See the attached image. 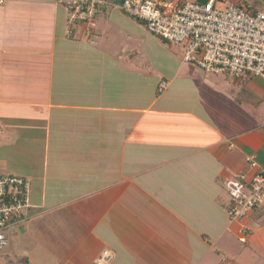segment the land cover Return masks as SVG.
Masks as SVG:
<instances>
[{
	"label": "crops",
	"instance_id": "0c3cea01",
	"mask_svg": "<svg viewBox=\"0 0 264 264\" xmlns=\"http://www.w3.org/2000/svg\"><path fill=\"white\" fill-rule=\"evenodd\" d=\"M64 1L0 0V173L31 185L0 264H264V203L231 220L226 188L264 166V78L183 57L158 78L110 9L70 25Z\"/></svg>",
	"mask_w": 264,
	"mask_h": 264
},
{
	"label": "built area",
	"instance_id": "2783aa9c",
	"mask_svg": "<svg viewBox=\"0 0 264 264\" xmlns=\"http://www.w3.org/2000/svg\"><path fill=\"white\" fill-rule=\"evenodd\" d=\"M65 2V1H64ZM68 21L91 22L108 3L105 0H69ZM130 16L145 22L147 29L171 44L181 45L185 61L196 63L214 74L236 79L245 75L264 78V6L252 2L209 0H123L117 5ZM168 81L162 80L159 91ZM258 170L226 181L229 193L228 214L240 220L264 203V166L251 157ZM31 185L28 179L0 173V253L9 244L11 231L18 230L28 217ZM247 241V236L241 237ZM114 252L106 248L96 264H113ZM219 264H229L224 261Z\"/></svg>",
	"mask_w": 264,
	"mask_h": 264
},
{
	"label": "rangeland",
	"instance_id": "374dc122",
	"mask_svg": "<svg viewBox=\"0 0 264 264\" xmlns=\"http://www.w3.org/2000/svg\"><path fill=\"white\" fill-rule=\"evenodd\" d=\"M107 9H110L112 11V17L113 18L118 17L119 15H121V10L119 8L117 9L115 6L108 7ZM114 13H117V15H113ZM113 18L111 19V23L109 21H107V23H108V25H109V27L111 29L113 27L118 28L119 30L123 29L121 31H122L123 34H125L126 38L129 37L128 32H131L133 34L139 35V36L136 37V39H137V47H139V51L143 55V59H142V62H141L140 61V57L138 58V64H139L138 67H140V65H142V70H144V68H146L145 63L149 62V64H151L152 67L150 68V70H145V71L153 72V74L155 73L158 76V78H160V74H162V70H166L167 65L170 63L171 59L176 61V59H180V58L183 57L182 56V51L180 49L181 45L177 44L178 46L175 47V46H173L171 43H169L166 40L164 41L165 43L161 44V42H159L157 36L154 35L153 33L149 32V30H146V28L144 26H141L142 27V33L141 34L138 31L135 33L133 31V27L132 26H125V25H122V24H115V22L112 21ZM113 35H114V37L116 39H119V37H120V36L117 37L114 33H113ZM143 35H148V36L153 35V37H156L157 39L154 40L153 38H150L149 39L150 42L147 41L146 43H144V40H146V39L144 38ZM118 42H120V40ZM171 50H174L175 52L177 51L178 54L175 55L173 53V51L171 52ZM150 72H144V77L150 78L152 76V74H150ZM158 78H156V79H158ZM234 79H236V78H234ZM11 233H12V231H11Z\"/></svg>",
	"mask_w": 264,
	"mask_h": 264
},
{
	"label": "trees",
	"instance_id": "16d2710c",
	"mask_svg": "<svg viewBox=\"0 0 264 264\" xmlns=\"http://www.w3.org/2000/svg\"><path fill=\"white\" fill-rule=\"evenodd\" d=\"M108 4L107 5H105V6H103L100 10H105V9H107L108 7H111V6H115V5H118V4H120L123 0H105ZM209 0H197V2H202V3H205V2H208ZM116 7V6H115ZM116 8H119V7H116ZM66 9H67V6H66ZM120 9V8H119ZM68 10V9H67ZM99 10V11H100ZM122 10V9H121ZM98 11V12H99ZM123 11V10H122ZM126 13V12H125ZM68 14V13H67ZM128 14V13H127ZM134 18V17H133ZM68 19V18H67ZM134 19H136L137 21H139V22H142L144 25H145V22L144 21H142V20H140V19H137V18H134ZM77 23H81V21H78V22H76V24ZM71 25V24H70ZM73 25V24H72ZM90 28H91V26H90ZM91 31H92V29H91ZM152 33V32H151ZM154 34V33H153ZM154 35H156V34H154ZM156 36H158V35H156ZM159 37V36H158Z\"/></svg>",
	"mask_w": 264,
	"mask_h": 264
}]
</instances>
